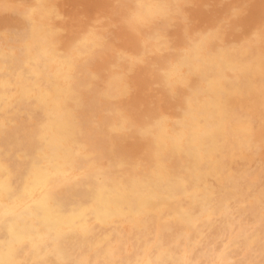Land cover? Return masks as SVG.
<instances>
[{
    "label": "bare ground",
    "instance_id": "bare-ground-1",
    "mask_svg": "<svg viewBox=\"0 0 264 264\" xmlns=\"http://www.w3.org/2000/svg\"><path fill=\"white\" fill-rule=\"evenodd\" d=\"M22 1L0 2V264H264V0L84 2L109 32Z\"/></svg>",
    "mask_w": 264,
    "mask_h": 264
},
{
    "label": "rangeland",
    "instance_id": "rangeland-1",
    "mask_svg": "<svg viewBox=\"0 0 264 264\" xmlns=\"http://www.w3.org/2000/svg\"><path fill=\"white\" fill-rule=\"evenodd\" d=\"M72 1L78 2V4L75 6L76 11H73L74 6H71V4L73 5ZM0 2L8 4L10 6V9H12V10L13 9H22L25 5L24 1H22V0H19V1H17V0H0ZM84 2H87V0H69V1L68 0H51V1L49 0V4L53 6V9L56 10V13L58 14V15H52L53 19L50 20V24L52 26H58L61 24L62 26L65 27V29H67L68 31H71V30H77L76 28H80L82 26L81 23L83 21H86V18L91 19L93 17L90 21L94 22L93 20L95 19L96 20L95 23L100 25L97 32H103V31L106 32V29L109 32L110 30L114 29V27L116 25V21L113 20L114 17L112 15V13L107 8H105V12H104V9L102 11V8L97 7L96 10L94 9L92 14H87V13L85 14L84 11L87 10V8H85L83 12H84L86 17L85 16L82 17V15H83L82 4ZM79 4H81V5H79ZM78 6H80V7H78ZM99 9H100V11H99ZM77 11H78V14H77ZM73 12H75V14H77L78 16L74 15ZM1 13H3L4 15ZM1 15H3V17H6L7 15H10V12H9V14L8 13L6 14L5 12L0 11V19L3 18V17H1ZM90 15H91V17H90ZM76 23H78V24H76Z\"/></svg>",
    "mask_w": 264,
    "mask_h": 264
}]
</instances>
